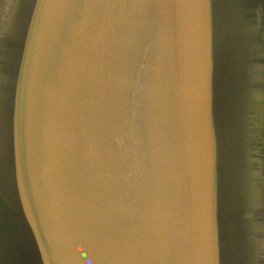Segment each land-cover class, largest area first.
I'll return each instance as SVG.
<instances>
[{"label":"water","instance_id":"1","mask_svg":"<svg viewBox=\"0 0 264 264\" xmlns=\"http://www.w3.org/2000/svg\"><path fill=\"white\" fill-rule=\"evenodd\" d=\"M264 0H0V264H264Z\"/></svg>","mask_w":264,"mask_h":264},{"label":"clouds","instance_id":"2","mask_svg":"<svg viewBox=\"0 0 264 264\" xmlns=\"http://www.w3.org/2000/svg\"><path fill=\"white\" fill-rule=\"evenodd\" d=\"M258 255H259L261 258H264V252L260 251L259 249H258Z\"/></svg>","mask_w":264,"mask_h":264}]
</instances>
